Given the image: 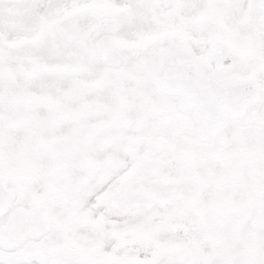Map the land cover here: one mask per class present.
<instances>
[{"label":"snow or ice","instance_id":"1","mask_svg":"<svg viewBox=\"0 0 264 264\" xmlns=\"http://www.w3.org/2000/svg\"><path fill=\"white\" fill-rule=\"evenodd\" d=\"M0 264H264V0H0Z\"/></svg>","mask_w":264,"mask_h":264}]
</instances>
